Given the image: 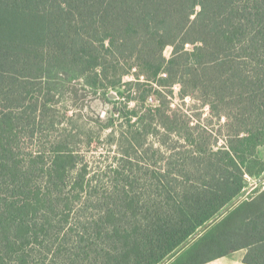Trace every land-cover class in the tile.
<instances>
[{
    "label": "trees",
    "instance_id": "obj_1",
    "mask_svg": "<svg viewBox=\"0 0 264 264\" xmlns=\"http://www.w3.org/2000/svg\"><path fill=\"white\" fill-rule=\"evenodd\" d=\"M74 81L108 101L122 86L160 94L179 83L183 98L226 118L225 144L189 119L165 115L152 129L155 110H131L128 122L140 119L111 202L93 205V193L77 210V135H53L55 97L75 96ZM159 131L186 143L166 163L130 164ZM263 146L264 0H0V264H159L264 172ZM143 150L165 158L162 146ZM240 249L264 264V185L167 264Z\"/></svg>",
    "mask_w": 264,
    "mask_h": 264
},
{
    "label": "rangeland",
    "instance_id": "obj_2",
    "mask_svg": "<svg viewBox=\"0 0 264 264\" xmlns=\"http://www.w3.org/2000/svg\"><path fill=\"white\" fill-rule=\"evenodd\" d=\"M187 47L190 49L192 46L189 45ZM172 51L173 48L171 46L167 47L164 51L165 56L170 58ZM125 81H134V79L131 76H126ZM73 85L78 89V93L75 96L67 92L55 97L57 103H55L54 113L60 124L58 126L59 130L56 133L53 132V135H60L63 131L65 135L70 131L77 135L75 144H73L79 156L75 163L76 169L82 170L86 167L85 176L81 181L84 189L81 192L80 189L79 191L74 189V194L79 193L80 195V200L75 204L77 210L84 206L88 199L87 196L93 193V205L111 202L110 194L114 185L112 177L117 175L116 172H122L121 164L125 158L124 148L130 150L127 140H133V134L136 133L135 129L138 126L136 124L140 119L139 116L142 117L148 113L149 109L156 111L150 114L151 117L147 116L150 121L155 119L152 129L159 127L155 126V124L165 118V115H171L172 118H180L184 121L189 119L192 124H201L209 133L220 137L218 145L225 144V138L222 134L226 131L223 127V124L227 121L226 118L221 120L212 118L210 108L208 105L203 104L199 98L194 96L183 98L179 83L174 84L170 88L159 87L160 94L151 88V86L158 88L155 84L139 88L136 86L130 88L122 86L117 88V91L124 94H121L115 101H108L104 97L102 98L100 94H94L89 88L85 89L82 81H74ZM145 91H148L146 100L143 102L138 101L137 99H141V95ZM134 109L138 111L139 116H132L131 122H128L124 115ZM157 109H160V111L157 112ZM70 116H73L72 123L67 120ZM159 116L160 119L157 120ZM99 118L102 120L100 121ZM112 118L116 123L114 129L104 128L106 123ZM176 141H179L178 144L185 145L186 143L183 140H178L174 134L167 137L163 135V132L159 131L157 136L150 135L145 140L143 147L139 148L142 151L139 155L131 153L132 156H129L127 160L130 164L142 167L159 165L162 162L166 163V157L173 152V147H177ZM149 146L153 148L162 146L165 158L161 159L162 157L159 154L153 157V152L147 156L143 155V149ZM260 154L264 159V146L260 148ZM263 176L264 172L258 177L248 176L250 184L246 190L250 188L251 190L246 196L264 185V178L261 180ZM137 189L142 192L141 188ZM149 194L150 198L154 200L155 192L150 190ZM98 195H102L104 198L100 199ZM92 210L97 213L96 209L92 208ZM243 254L244 251H239L232 255L241 256Z\"/></svg>",
    "mask_w": 264,
    "mask_h": 264
},
{
    "label": "water",
    "instance_id": "obj_3",
    "mask_svg": "<svg viewBox=\"0 0 264 264\" xmlns=\"http://www.w3.org/2000/svg\"><path fill=\"white\" fill-rule=\"evenodd\" d=\"M264 176L261 178V180ZM251 190H246L245 193L236 197L231 203L225 206L215 217H213L209 222L203 225L196 233H194L187 241L182 243L170 256L165 258L159 264H167L169 263L175 256H177L180 252H182L190 243H192L195 239H197L201 234H203L207 229H209L214 223H216L221 217H223L233 206H235L239 201H241L246 194Z\"/></svg>",
    "mask_w": 264,
    "mask_h": 264
},
{
    "label": "crops",
    "instance_id": "obj_4",
    "mask_svg": "<svg viewBox=\"0 0 264 264\" xmlns=\"http://www.w3.org/2000/svg\"><path fill=\"white\" fill-rule=\"evenodd\" d=\"M243 200V199H242ZM241 200V201H242ZM241 201H239L238 203H240ZM237 203V204H238ZM236 204V205H237ZM235 205V206H236ZM235 206H233L232 208H234ZM231 208V209H232ZM230 211V210H229ZM228 211V212H229ZM227 212V213H228ZM226 213V214H227ZM225 214V215H226ZM224 215V216H225ZM223 216V217H224ZM222 218V217H221ZM220 220V219H219ZM239 251H244V254L243 255H241V256H235V255H232V254H234V253H236V252H239ZM246 253H247V250L246 249H240V250H237V251H235V252H232V253H230V254H228V255H226V256H221V257H218V258H215V259H213V260H211V261H208V262H206V263H204V264H248V263H246L245 261H244V258H245V255H246Z\"/></svg>",
    "mask_w": 264,
    "mask_h": 264
},
{
    "label": "built area",
    "instance_id": "obj_5",
    "mask_svg": "<svg viewBox=\"0 0 264 264\" xmlns=\"http://www.w3.org/2000/svg\"><path fill=\"white\" fill-rule=\"evenodd\" d=\"M187 46H189V44H187Z\"/></svg>",
    "mask_w": 264,
    "mask_h": 264
}]
</instances>
